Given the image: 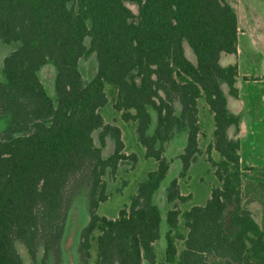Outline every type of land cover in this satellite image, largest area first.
I'll list each match as a JSON object with an SVG mask.
<instances>
[{
	"label": "trees",
	"instance_id": "trees-1",
	"mask_svg": "<svg viewBox=\"0 0 264 264\" xmlns=\"http://www.w3.org/2000/svg\"><path fill=\"white\" fill-rule=\"evenodd\" d=\"M69 1L0 0V41L18 42L1 66L0 115L7 123L0 131V264H23L16 242L33 262L38 247L59 258L68 210L81 187L88 207L78 243L82 264H89L93 243L96 264H264V211L258 224L241 206L240 145L227 134L230 127L237 133L239 117L228 110L221 87L238 96L237 65L219 63L220 54L237 52L232 6L225 0H74L69 7ZM126 2L136 4L137 13ZM184 42L195 63L185 56ZM90 53L96 72L84 81L78 62ZM48 62L55 69L54 99L37 76ZM105 85L114 91L113 108L134 123L144 156L156 163L115 218L97 213L107 198L105 170L136 159L125 155L119 128L99 112L108 101ZM199 98L213 117L207 160L219 185L203 205L168 210L165 260L157 263L161 215L153 195L169 169L164 144L177 130L186 132L179 155L186 171L199 151ZM98 129L101 140L113 139L106 158L92 136ZM186 198L177 179L170 180L167 201ZM180 215L187 231L178 251Z\"/></svg>",
	"mask_w": 264,
	"mask_h": 264
},
{
	"label": "rangeland",
	"instance_id": "rangeland-1",
	"mask_svg": "<svg viewBox=\"0 0 264 264\" xmlns=\"http://www.w3.org/2000/svg\"><path fill=\"white\" fill-rule=\"evenodd\" d=\"M236 14L243 18L254 15L259 16L264 24V0H225ZM74 0H70L69 7H73ZM125 5L137 13V5L126 2ZM247 15V16H246ZM252 25H256L252 23ZM242 25L240 24V30ZM88 45V38L85 40ZM236 54H220L219 63L222 66L229 64L237 65V76L235 86L238 88V96L229 93L226 84H222V90L226 97L227 108L239 117L237 133L233 127L228 129V136L238 138L241 177V206L247 209L253 219L260 224L264 211V34L257 40H253L246 34H240L237 39ZM18 46V42L4 43L0 41V81L3 80L1 66L3 58ZM185 56L195 63V56L184 42ZM78 68L84 81H89L96 72V58L93 53L83 57L78 62ZM37 76L43 84L47 94L54 99V66L48 62L37 71ZM108 97L107 103L99 109L105 123L117 126L120 130L124 144L125 155L133 154L135 161L130 158L120 160L115 169L107 168L104 173L107 198L98 205L97 213L107 218H115L118 211L129 203L130 196L135 192L137 183L143 180L146 173L155 167V161L144 156L143 148L138 144L135 136V126L132 121L121 118L120 112L113 108L114 91L109 85H105ZM198 122L200 131L198 133L199 151L191 158L190 165L186 171L182 170L179 155L182 153L186 142V132L177 130L172 138L164 144L163 156L168 162L169 169L164 180L153 195V203L158 207L161 215L159 237L154 242L155 261L165 260V237L170 230L166 222V214L170 209L180 212L192 205H203L210 195V190L219 185L215 177V167L207 160V148L213 140V117L203 98L197 103ZM152 116V127L155 123V113L149 109ZM178 111V105H176ZM7 123L6 117L0 115V131ZM151 130V129H150ZM100 130L92 134L95 144L101 148L102 156L108 157L113 151V139L105 136L99 138ZM210 156L214 162L220 161L218 153L211 149ZM176 178L180 193L186 196L185 201L174 200L168 202L166 199V187L170 180ZM87 188L81 187L76 191L65 221L63 235L60 241V257L52 255L45 256L41 247H38L36 259L33 262L26 248L20 242H16V250L23 264H82L78 243L81 229L88 221V207L86 199ZM187 229L179 216V236H174L177 250L183 247L181 236L186 234ZM97 232H95V235ZM96 250L94 243L90 249L89 264L95 263ZM143 264H151L144 259Z\"/></svg>",
	"mask_w": 264,
	"mask_h": 264
},
{
	"label": "crops",
	"instance_id": "crops-1",
	"mask_svg": "<svg viewBox=\"0 0 264 264\" xmlns=\"http://www.w3.org/2000/svg\"><path fill=\"white\" fill-rule=\"evenodd\" d=\"M236 17H237V24H238L237 39L240 34H243V35L246 34L247 36H250L251 38H253V40H257L262 34H264V24L263 26L258 24L259 22H261V20L259 19V16H256V14L254 15V18H251V16H247V18L245 19L243 18V15H240V14H236ZM252 23L256 25H252ZM240 24L242 25L241 27L242 30H240ZM236 44H237V41H236ZM237 48H238V45H237ZM235 84H236V81H235Z\"/></svg>",
	"mask_w": 264,
	"mask_h": 264
}]
</instances>
